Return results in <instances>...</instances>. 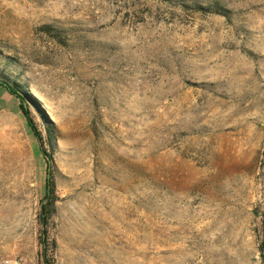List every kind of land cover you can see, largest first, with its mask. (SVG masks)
Listing matches in <instances>:
<instances>
[{"label":"rangeland","instance_id":"374dc122","mask_svg":"<svg viewBox=\"0 0 264 264\" xmlns=\"http://www.w3.org/2000/svg\"><path fill=\"white\" fill-rule=\"evenodd\" d=\"M1 80L0 264H264V0H0Z\"/></svg>","mask_w":264,"mask_h":264},{"label":"trees","instance_id":"16d2710c","mask_svg":"<svg viewBox=\"0 0 264 264\" xmlns=\"http://www.w3.org/2000/svg\"><path fill=\"white\" fill-rule=\"evenodd\" d=\"M218 4H219V1H216L215 2V6L217 7ZM197 6H198V8L203 9V10H207L208 8H211V7H206L203 4H198ZM216 10H218V9H216ZM0 86L4 87L14 97V99L17 102L18 108L21 110L22 115H23L24 119L26 120L27 125H28L31 133L33 134V136L35 138L40 140L41 139V133H40L38 127H36L34 119L31 116V108H30V105H29L30 102L28 101V98H29V99H31L32 101H34L38 105V104H40L38 99L36 97H34V95H32L30 93H26V94L23 93L18 88L16 83H13V82H10V81H7V80H1L0 81ZM47 186H50L49 180H47ZM48 193L50 194V192H48ZM49 194H47V198L50 197ZM45 212H46V205H43L42 206V218H43V220H45V223H46L47 222V217H46V213ZM43 252H44L45 264H50L48 259H47V256H46V252H47L46 244H44Z\"/></svg>","mask_w":264,"mask_h":264},{"label":"bare ground","instance_id":"6f19581e","mask_svg":"<svg viewBox=\"0 0 264 264\" xmlns=\"http://www.w3.org/2000/svg\"><path fill=\"white\" fill-rule=\"evenodd\" d=\"M0 138L3 139V142L0 141V143L4 144L2 146L13 148L17 155L16 158L20 162V166H23L26 162L22 159L21 136L18 133V128L15 127V120L11 116H0Z\"/></svg>","mask_w":264,"mask_h":264}]
</instances>
